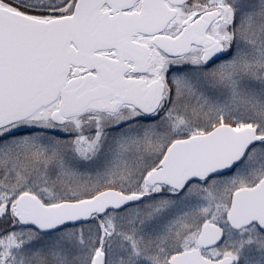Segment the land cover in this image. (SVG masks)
Here are the masks:
<instances>
[{
	"label": "snow or ice",
	"instance_id": "6c2138e0",
	"mask_svg": "<svg viewBox=\"0 0 264 264\" xmlns=\"http://www.w3.org/2000/svg\"><path fill=\"white\" fill-rule=\"evenodd\" d=\"M0 264H264V0H0Z\"/></svg>",
	"mask_w": 264,
	"mask_h": 264
}]
</instances>
